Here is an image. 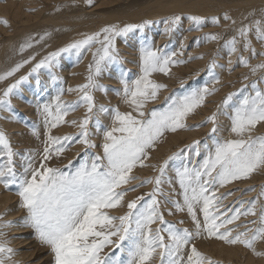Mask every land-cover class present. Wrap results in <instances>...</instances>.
Listing matches in <instances>:
<instances>
[{"label":"snow or ice","instance_id":"snow-or-ice-1","mask_svg":"<svg viewBox=\"0 0 264 264\" xmlns=\"http://www.w3.org/2000/svg\"><path fill=\"white\" fill-rule=\"evenodd\" d=\"M84 2L91 6L93 0ZM249 15L254 16V13ZM184 18L189 21L188 31L199 33L194 37L197 47L221 39L219 33L202 31L209 22L220 23L219 16L215 15L185 17L182 13H173L157 20L106 24L98 31L84 33L81 38L49 51L33 63L26 74L0 92V110L13 112L11 97L20 95L21 85L30 77L35 79L37 89L45 83L42 75L55 88L56 94L48 100L42 99L43 92L34 93L43 139L38 124L24 121L31 135L42 144L41 149L27 148L19 152L12 147L8 134L0 129V185L6 190L15 189L19 208L24 211L20 226L34 231L36 239L49 250L52 264H221L198 249L195 241L200 238L242 245L253 255L264 256V251L257 250V242H264V203L258 204L264 197V184L257 197L237 201L239 206L234 208L222 203L232 192H219L233 181L264 171V134L255 132L258 125L264 124V87H260L264 83V60L250 63L251 57L264 56V50L258 53L251 39L254 36L264 44V10L259 18L241 22L223 45L228 52L229 71L238 62L257 77L250 81L252 91L246 92L235 104L237 92L246 91L248 85L228 92L209 115L195 124L187 122L189 117L206 106L208 97L219 91L221 79L216 70L224 68L217 61L220 50L211 54L204 69L194 73L199 75L206 71L211 86L206 82L187 88L186 82L179 80L178 91L154 79V74L171 78L173 67L202 60L204 55H186L187 36L180 40L179 47L173 48L169 43L160 45L147 35L151 25L163 23L162 35L171 37ZM223 19L236 24L227 13ZM0 23L8 25L7 20H0ZM50 35L47 31L39 39L29 35L19 43L17 50L23 53ZM137 38L139 47L135 62L139 71L130 79L117 42L119 39L127 43ZM241 50L249 55L241 54ZM86 53H90L91 59L84 81L65 89L58 71L61 60L66 55L74 56L79 63ZM34 60V54L21 59L0 72V81L12 77ZM114 65L120 66L116 77L119 87L112 89L102 84L100 77ZM243 79L248 80V75ZM65 92L75 93L74 99L65 100ZM97 92L105 96L114 92L128 110L98 102ZM161 92L166 94L161 104L156 105L155 102L161 100ZM149 104L153 106L148 107ZM80 108L82 116L67 119ZM102 116L110 117L111 124L105 125ZM221 116L229 120L227 137L221 135ZM10 118L17 119L14 113ZM61 125H70L76 131L53 135L52 130ZM203 125H209L207 142L194 139L162 161L146 163L166 133ZM97 136L102 137L99 144ZM72 145L82 146L77 156L82 151L84 158L78 166H74L71 159L61 166L51 164ZM97 147L99 152H89ZM16 157H19V168ZM175 160L180 163L171 169L173 174L170 175L169 165ZM149 167L153 175L135 174V169ZM145 185L151 186L149 191L128 197L129 192L135 193ZM174 185L179 186V192ZM245 190L256 189L249 186ZM176 196L180 199L174 198ZM8 211L5 207L0 212V264H18L12 260L16 250L9 246L4 231L15 223L3 218ZM165 211L168 215L186 212L192 227L178 226L183 225L184 220L165 219ZM242 216L255 218L246 222L252 227L243 226L241 230V224L234 223Z\"/></svg>","mask_w":264,"mask_h":264},{"label":"rangeland","instance_id":"rangeland-1","mask_svg":"<svg viewBox=\"0 0 264 264\" xmlns=\"http://www.w3.org/2000/svg\"><path fill=\"white\" fill-rule=\"evenodd\" d=\"M4 1H6V0H0V2H2V3ZM99 1H101V0H93L92 5L89 6L88 4H86L84 2V0H37V2L33 5V8L35 7L34 11H33V12H35L34 15H37V16L30 21V25L31 24H35V23H37V22H39V21H41L43 19H46V18H50V17L59 18V16H61V15H68L69 16L70 14H74V13L77 14V15L79 14L78 16L80 18H81V16L83 17V16L90 15V16H88V19L89 18H91V19H89V20L86 19L85 22L87 20L89 22L85 23L84 21H82L79 18V20L76 19V22H78L80 20L82 22L75 23L74 21H68V19H61L60 18V20H63V23H60L59 27H64V31L61 32L60 35L59 34H55V32L52 31L53 26H55V25H53L50 28V26L53 23H51L48 27H46L43 30L39 29V31L37 30L35 33L28 34L27 36L34 35V39H39V36L42 35L44 32L47 31V32L51 33L50 36L45 37L44 40L40 41L39 50L42 49V51L32 52V53L28 54V56L33 55V54L35 55V60L34 61H30V62H34L35 63L36 61L41 59L44 55H46L49 51H54L57 48L62 47L64 44H66L68 42H71V41H73L75 39L81 38L82 34H84V33H90V32H93V31H98L105 24H120V25H123L124 23H128V18L127 17H122V18H120V20L118 19L115 22L109 23L110 21H107L105 16H103V15L106 14V13H113V11L111 12L110 10L115 9V8L116 9L117 8L122 9L124 5H125V7L123 9H129V10H131V9L133 10L134 9L135 10L136 9L135 7H137V5H142V4H139V3H143V4L145 2H151L152 3L153 0H140V1L139 0H119V2L115 1L113 3L112 2L109 3L110 0H104L103 3H99ZM165 1H167V0H165ZM184 1L185 0H178V2H177L176 0H173V1H170V2L168 1V2L170 3L169 6L174 7L175 5H178V4H180L181 2H184ZM226 1H229V2L227 4H224V7L216 6V8L219 9L218 11H216V13L213 12V13H211L209 15H207V14L203 15V16H207V17H211V16H214V15L215 16H219V18H220V23L219 24H215L214 25V24L209 22L202 29V31H204V32L219 33L220 36H221V39L218 40V41H209L207 43H201L199 45V47H197L195 45L194 37L199 35V33L195 32V31H188L189 21L186 18H184L182 20V23H181L179 29L171 37H164L162 35L163 29H164V24L163 23H155V24L151 25L150 28L147 30V35L151 36L156 43H158L160 45H163L165 43H169L173 48L179 47L180 40L183 37L187 36L188 37V41L186 43L188 44V47L186 48V55H187V53H192L194 55H198V54H203L204 55V59H205V61L203 62L204 65L202 64L200 66L199 62H198L199 60H192L189 63H187L186 65H177V66L172 68L173 76L171 78L164 77L161 74H154L153 78L157 79V80H159V81H161L163 83L168 84L169 89H176V90L179 91V80H184L186 82V87L187 88L197 87V86H200V85H202V84H204L206 82L211 85V81L208 79V75H207L206 71H201L199 73V75H196V76L194 75V73L197 70L204 69L206 62L211 57V54L214 51H217L218 49L220 50L219 51V56L217 57V61H218L219 64H223L224 68H218L216 70L217 75H219L220 79H221V85L219 87V91L217 93L213 94L211 97H209L210 99L208 98L209 99L208 101H210L209 102L210 104H208V103L206 104L208 106V108H207L208 111L206 112V114L205 115L204 114L200 115L199 113L196 112L194 115L189 117V119L187 121L189 124H195L198 121H200V119H202L203 117L209 115L211 113V111H213L215 109L214 105L216 103H218L222 99V97L225 94H227L228 92H235L236 90L241 89V85H248V88L246 89V91L237 92L236 97H234L233 104L238 103L239 100L242 99L243 95L246 94V92H251L252 91L251 86H250V81L257 79V77H254V76H252L249 73V70L246 67L240 65L238 62L235 64V67L231 70L232 72L229 71L228 70V59H229L228 52H227V49L223 47V45H224V41L226 39L230 38L235 33L236 28L240 26L241 22L245 21L244 23H247L249 21V20L247 21L246 19H242V18L234 19L235 18V14L237 13V10H239V9L240 10H247L248 11L247 13H249L250 10H253V9H255V7H257L256 8L257 11L255 10V12H258V11L261 12L262 11L261 5H259V4H257V5H252V4L249 5V2L244 0V1H241V5L244 4V6H241L240 3H239V4H237L238 6L232 7L235 2L237 3L239 1L238 0H226ZM232 1L233 2L235 1V2L233 3ZM245 3H247L248 5L245 4ZM96 5H98V6H96ZM71 7H72V10H71ZM33 8L32 7L29 8V12H31L30 9H33ZM241 8H243V9H241ZM90 9H92V12L86 14L85 12L90 10ZM175 9L176 8L171 9L170 12L168 14H166L164 17H166L168 15H171L173 13H182V14L185 15V17L187 15H200V13L198 14L199 11L194 13L192 11L185 12V11H179L178 9H176V10ZM115 10H114V13H115ZM116 11H118V10H116ZM94 12H96V13H94ZM259 12H258V14L255 13L254 16H250L249 15L248 18H250L251 20L254 19V18H258V15L262 13V12L261 13H259ZM80 13H83V14H80ZM92 13H94L93 14L94 16L92 15ZM97 13L101 14V15L98 16V18L95 17V15ZM224 13H227L232 18V20H235L236 24L233 25L231 20L225 21L223 19ZM3 17L4 16L0 15V20H4ZM101 18H104V19H101ZM160 18H162V17H160ZM160 18H157V19H160ZM144 19H146V18H144ZM157 19H152V20H157ZM5 20H7V19L5 18ZM141 20H143V19H141ZM8 22L11 24V22L9 20H8ZM73 23H75L76 25H74ZM61 24H63V25H61ZM3 25H4L3 23H0V27L3 26ZM19 26L22 27L21 25H19ZM4 27H5V25H4ZM7 27H9V26H7ZM2 31H3V29L1 28L0 29V34H2V36L4 37V34H3ZM193 32H194V34H193ZM64 34L67 35V36H65ZM68 34H70V36ZM51 36H52V38H51ZM136 36L139 37L140 34L137 33ZM61 37H62V39H61ZM253 38H254V36L251 38L252 39V46L257 50V52H260L261 50H264V44H262L260 41H257L255 38L253 40ZM24 39H25V37L23 38V40ZM238 39H239V37H238ZM21 42H22V40H21ZM255 42H257V43H255ZM117 44H118V47L121 49L122 55L125 57V63L123 64V67L126 68L127 70H129V73H130V77L129 78L130 79H134L135 76L138 74L139 69H138L137 63L135 62L136 57H131V55L128 56V54H130V50H133V49L137 50L138 49V47H139V39L138 38L137 39H130L127 43H125L123 40H119L118 39ZM35 45L36 44H34L33 47ZM238 47H240V45H238ZM47 48H50V49H47ZM28 50H30V49H28ZM17 52H19V51L17 50ZM241 54L246 55V56L249 55L248 53L243 52L242 50H241ZM28 56H26L24 59H27ZM90 59H91L90 53H86L81 58L79 63L76 62L74 56H67L66 55V56L63 57V59L61 60V68L58 70L60 75L62 74V73H60L61 69H65L66 73L69 74L73 67L81 65V64L83 65V70L81 72V76L79 77V79L77 78L78 81H75V82L71 81V79H69V77L66 76L67 79H68L67 80L66 77H64L62 75V77L64 79L63 87L65 89L67 87H69V86H73L74 87L76 84L82 83L84 81V76L86 75L87 64H88ZM233 59L235 60V57H233ZM83 60L85 62L84 64L82 63ZM261 60H264V56L261 57L259 55H256L255 57H251L250 58V63L256 64V63L260 62ZM128 61H133V62L129 63ZM119 67L120 66H117V65L111 66L109 68V70L106 71L100 77V82L102 84H105L109 88H112V89H115V88L119 87L118 80L116 78L117 75H118ZM30 68H31V66H30ZM30 68H29V70H30ZM237 69H238V71H237ZM29 70H27V72ZM233 70L235 71V73H233L234 72ZM241 70H243V71H241ZM241 72H243V73H241ZM21 75H24V74H21ZM21 75H19L13 81H10V82L13 83ZM229 75H232V76L230 77ZM245 75H248V80H244L243 79V77ZM257 76H259V73H257ZM30 78H29L28 82H26V83L21 85L20 95L11 97L13 112H6V111H3V110H0V129L4 130L8 134L9 139L12 142V147L15 150L19 151V152H23L27 148H34V149H41L42 148V144L40 143V141L36 140L35 137H33L31 135L29 129L25 127V123H24V121H27L29 123L38 124L40 126V129H41V139H43V134H42L43 133V126H42L40 117L37 116V113H36V110H35V107H34V104H35L34 92H35V90H36V92L40 91V92L44 93V95L42 97L43 100H48V99H50L51 96H54L56 94L54 87L47 83V77L46 76L42 75L41 78H42V80L45 83H44L43 87L41 89H38V90L36 88L35 79L34 78L30 79ZM10 82L7 83L2 88V90L4 88H6L7 85L10 84ZM32 85H35V87L32 86ZM32 87H34V88H32ZM260 87H264V83H261ZM2 90H1V92H2ZM23 90H26V91L23 92ZM65 94L69 95V97H70V99H67V100L74 99V97H75V93H69L68 94V92H65ZM165 94H166L165 92H161V100L156 101L155 102L156 105H160L161 104L163 96ZM29 95H31V96L29 97ZM96 97H97L98 102H100V103H105V104L110 103L111 105L119 106L122 111L128 110L127 106L124 105L120 101V98L117 97L114 92H109L107 96H105L104 93H102V92H97L96 93ZM14 98L19 99L22 102L23 101L24 102H28V105L32 104L31 105V108L33 109L32 112L29 113L28 109L22 110L21 107H19L15 103V99ZM211 103H212V105H211ZM152 106H153L152 104L148 105V107H152ZM77 111L79 112L80 116H82L83 109L80 108V109H77ZM13 113L17 117V119H14V120L17 123L20 121L19 124L21 126L20 128H18L20 130L14 131L15 134L13 133V131L12 132L9 131V128L6 125H4L5 124L4 122H1V120L5 119V118H10L13 115ZM191 117L192 118L193 117H197L194 120L196 122L191 123L189 121ZM72 118H74V117H72ZM67 119H68V117H67ZM101 119L103 120L105 125H110L111 124L110 117L102 116ZM220 121H221V124H222V127H223L221 135L227 137L228 134H229L228 130H227L228 126H229V120H228L227 116H221L220 117ZM5 126H6V128H5ZM63 126L64 125H61L58 128L53 129L52 130L53 135H64L66 133H74L76 131V129L74 127H71L70 125H68L69 129L64 130V132H62L63 131V129H62ZM208 128H209V125H203V126H201L199 128L193 127L191 129H187V130H178V131H181V132L182 131L192 130L194 132V134H196V137H193V139H191L189 141H186V139L182 140L181 143L178 146L175 145L170 150L164 152L161 155H158V154H156V150H159V149L162 148V146L166 145V143H167L166 141H168L170 136L172 134H174V133H166L165 136L162 138V140L158 143L157 148L151 152V159L149 161H147L146 163L156 164V163L162 161L165 157H167L172 152L176 151L177 149L182 148L186 144H189L194 139H200V140H202V142H207L206 134L208 132ZM255 132H256V134H264L263 124L258 125V127L255 130ZM101 139H102L101 136H97L96 137V140H97L98 144H99ZM81 147L82 146H80V145H72L62 157H60L59 159H53L51 161V164L54 165V166H61V165L67 164L68 160L71 159V160H73V165L74 166H78L79 163L81 162V160L84 158V154H83L82 151L80 152V155L77 156V152L81 150ZM99 151H100L99 147L89 150L90 153H97ZM202 158L203 157L201 156L200 159H202ZM16 160H17V167L19 168V157H16ZM179 163H180L179 160H175L173 162H170V165H169V174L170 175L173 174L171 172V169L173 167L177 166ZM134 171H135V174L138 175V176H151V175L154 174L150 167L149 168H137ZM261 184H264V171H260V172L254 173L248 179H242V180H238V181H233L231 184L226 185L224 188L219 189V192H226V191H231L232 192V195L227 196L223 200L222 203L225 206H227V207H233V208L237 207V206H239L238 203H236L237 201H239V200L240 201H244V200H249V199L257 197L258 193L260 192ZM249 186H255L256 190L255 191H247V190H245V189H248ZM1 187H3V186H1ZM150 187H151L150 185H145L142 188H137L135 193L129 192L127 195H128L129 198H132L135 195H141V194L149 191ZM164 187H165V191L168 192L169 191L168 186L165 185ZM174 187H176L177 192H179V186L178 185H174ZM6 191L12 193L13 196H15V189L14 188L6 190ZM174 198L180 199L179 196H176ZM14 199H16L15 202L18 203V197L16 196V197H14ZM15 202L11 203V205L15 204ZM260 203H264V197H261L258 200V204H260ZM11 205L9 204L7 206V208L10 209ZM164 207H170V205H165ZM11 208H12V206H11ZM4 209L0 210V212H3ZM14 209H15V211H14ZM14 209L9 210L5 214V216L3 217L6 220H12V221L15 222L12 226H10L9 228L5 229L4 231L6 233V237H7L9 246H11L12 248H14L16 250L15 254L12 257V260L18 262V264H26L27 262H25V260L23 259V258H26L25 257L26 253L24 252V249H25L24 247L25 246L22 247V246H19V245H24V243L26 242L25 240H22V238L28 237L30 234L35 237V233L30 228H26L25 229V230L30 229V230L27 231L28 234L19 233L18 227H20V224L22 223V221L20 220V217L24 215V211L22 209H20V208H18V209L14 208ZM165 219H167L169 221H172V222H178L180 220H184V224L183 225H178V226H180V227H189V228L192 227L191 220L187 216L186 212H184V213L174 212L173 215H168V213L165 211ZM252 219H255V218L251 217V216H248V217H243L242 216L240 218V221H236L234 223L235 224H241V230H242L243 226L252 227L251 224H246L247 221H250ZM241 222H245V223L242 224ZM201 242H203V243H201ZM213 242L223 243L222 241L216 240L214 238H212V239L200 238V239H197L195 241L198 249L200 251L206 253L207 255H209V254L205 250H203L201 244H205V246H209ZM263 243L264 242H257V250L260 248L261 245H264ZM239 246L241 248H244L242 245H239ZM244 249H246V248H244ZM28 251H30V250H28ZM105 251H108V249H105ZM246 251L251 253V251L248 250V249H246ZM262 251H264V249ZM44 253H45V255L46 254L49 255V257L47 256L46 259L45 258L42 259V262L40 264H47V263L52 264V257L50 255L49 250L48 249L44 250L43 254ZM210 256H212L213 259H215V260L221 261V264H245L244 263V258H242V260H240V261H231V262L229 261L228 262L225 259L223 260V259L217 258L216 255L211 254ZM253 257H257V256H253ZM257 259H259V258H257Z\"/></svg>","mask_w":264,"mask_h":264},{"label":"bare ground","instance_id":"bare-ground-1","mask_svg":"<svg viewBox=\"0 0 264 264\" xmlns=\"http://www.w3.org/2000/svg\"><path fill=\"white\" fill-rule=\"evenodd\" d=\"M103 1L104 0H101V1H99V3H103ZM115 1L119 2V0H110L109 3H111V2L113 3ZM168 1L170 2V1H173V0H167V1H165V0H153L152 3L151 2H145L144 4L143 3H139V4H142V5H137L138 8L135 7L136 8L135 10L134 9L133 10L132 9L131 10L123 9L125 7V5H124L123 8H122L123 10L119 9V8H117V9L115 8L118 11H116L115 9H112L110 11L111 12L113 11V13H106L103 16H105L107 21H110L109 23L115 22L118 19L120 20V18H122V17H127L128 18V23H136V22L138 23L141 19H144V18H146V19H157V18H160V17H164L173 8H176L179 11H185V12L192 11V12L195 13V12L199 11L198 14L200 13V15H206V14L209 15V14H211L213 12L216 13V11L219 10L218 8H216V6L224 7V4H227L229 2V1H226V0H185L184 2H181V3L179 2L180 4L175 5L174 7H171V6H169L170 3ZM176 1L178 2V0H176ZM238 1L239 2H237V3L235 1H234L235 2L234 3L232 1L234 3V5L232 4L233 5L232 7L238 6L237 4H239V3L241 5V1H244V0H238ZM246 1L249 2V5H251V4L252 5H257V4H259V5H261L262 10H264V0H246ZM36 2H37V0H6L3 3L0 2V15L4 16L3 17L4 20L6 18L7 21L9 20L11 22V24L8 22L7 26H9V27H7V26L4 27V25L0 27V29L1 28L3 29L2 32L4 34V37L2 36V34H0V72H3L5 70H7L8 68L12 67L15 63L19 62L21 59H24L26 56H28V54H30L32 52L42 51V49L39 50V48H40V43H39V44H36L30 50L26 49L25 52H23V53L17 52V48L19 46V43L21 42V40L23 41V38L26 37L28 34L35 33L37 30L39 31V29L43 30L46 27H48L51 23H53L50 26V28L53 25H55L56 27L53 26L52 31L55 32V34H59L60 35L61 32L64 31V27H59V24L63 23V20H60V18L61 19H68V21H74L75 23H78V22H82V21L85 22V20L88 19V16H90V15L83 16V17L81 16V18H80L78 16L79 14L77 15V14L74 13V14H70L69 16L68 15H61V16H59V18H57V17L46 18V19H43V20H41V21H39V22H37L35 24H31L30 25V21L33 18H35L37 15H34L35 12H33V11L29 12V8H31V7L33 8V5ZM245 4H247V3H245ZM96 6H98V5H96ZM241 6H244V4L241 5ZM256 8L257 7H255V9H253V10H250L249 13H251V12L254 13L255 10L257 11ZM241 9H243V8H241ZM71 10H72V7H71ZM114 10H115V13H114ZM239 10H237V13L235 14V18L234 19H239V18L245 19V17H247V21L251 20L250 18H248L249 17V13H247L248 12L247 10H240V11ZM91 12H92V9L86 11L85 13L88 14V13H91ZM258 12H255V13L258 14ZM261 12H259V13H261ZM94 13H96V12H94ZM94 13H92V15ZM80 14H83V13H80ZM261 14L258 15V18L261 16ZM99 15H101V14L97 13L95 15V17L98 18ZM79 18L82 21L81 20L78 21ZM76 19H78L77 20L78 22H76ZM89 19H91V18H89ZM101 19H104V18H101ZM88 20L86 22H89ZM75 23H73V24L76 25ZM19 25H21L22 27H20ZM61 25H63V24H61ZM193 34H194V32H193ZM68 35L70 36V34H68ZM65 36H67V35H65ZM51 38H52V36H51ZM61 39H62V37H61ZM253 40H254V38H253ZM255 43H257V42H255ZM47 49H50V48H47ZM129 55H131V57H137L136 50L135 49L130 50V54H128V56ZM204 61H205V59L199 60L198 61L199 65L201 66ZM33 63L34 62H29V64L24 65V67L21 68L12 77H9L6 80L0 81V92H1L2 88L7 83H9L10 81H13L19 75L27 73V70H29L30 66H32ZM82 63L83 64L85 63L84 60L82 61ZM238 69H237V71H238ZM82 70H83V65L81 64V65L73 67L69 74L66 73L65 69H61L60 73H62L61 76L62 75L64 77L67 76V77H69V79H71V81L75 82V81H78L79 77L81 76ZM241 71H243V70H241ZM72 73H76V75H73ZM233 73H235V71ZM241 73H243V72H241ZM229 76L231 77L232 75H229ZM67 77H66V79H67ZM32 86L35 87V85H32ZM209 86H211V85L209 84ZM34 87H32V88H34ZM25 91L26 90H23V92H25ZM35 92H36V90H35ZM30 96L31 95H29V97ZM14 99H15V103L19 107H21L22 110L28 109L29 113L32 112V110H33L31 108L32 104L28 105V102H24V101L22 102V101H20L19 99H16V98H14ZM64 99L65 100L70 99L69 95L65 94L64 95ZM209 102H208V104H210ZM211 105H212V103H211ZM207 108H208V106L206 105L203 108L199 109L197 111V113H199L200 115H203V114L205 115L206 112L208 111ZM72 117H74V118H72ZM78 117H80V114L77 111L75 113H70L69 116H68V119L69 118L70 119H75V118H78ZM191 118L189 120L191 123L196 122L194 120L197 117H193L192 119ZM1 122H4L5 123L4 125H6L9 128L10 132L13 131L14 134H15L14 131L20 130V129H18V128L21 127L20 124H19L20 121L17 123L14 119L5 118V119L1 120ZM6 126H5V128H6ZM263 127H264V124H263ZM62 129H63L62 132H64V130L69 129V126L68 125H64ZM193 137H196V134H194V132L192 130L182 131V132L178 131V132H176V133H174V134H172L170 136L169 140L166 141L167 142L166 145L162 146L161 149L156 150V154L161 155L164 152L170 150L173 146H175V145L178 146L181 143L182 140L186 139V141H189V140L193 139ZM1 186L2 185H0V210L4 209L9 204L11 205V203L15 202V200H16V199H14V197H16V195L13 196L12 193L7 192L6 189H4V187H1ZM11 206H12V208H11ZM11 206H10L9 210H12L14 208H16V209L19 208V204L17 202H15V204H13ZM14 211H15V209H14ZM18 229H19V233H26V234H28L27 231L30 230V229L25 230L26 227H21V226L18 227ZM31 236L32 235L30 234L28 237L22 238V240H25L26 242L24 243V245H19V246H22V247L25 246L24 247L25 248L24 252L26 253V256H25L26 258H23V259L25 260V262H27L26 264H40L42 262V259H44V258L46 259L47 256L49 257V255H47V254L45 255V253L43 254V251L47 250V248H46V246L41 245L40 242L34 236H32V237ZM201 243H203V242H201ZM201 246H202L203 250H205L209 255H211V254L216 255L217 258H220V259H223V260L225 259L228 262L229 261L230 262L231 261H240V260H242V258H244V263L245 264H264V256L253 257L255 255H253L252 252L249 253L248 251H246V249L241 248L239 245H227V244L220 243V242H213L209 246H205V244H201ZM263 249H264V245H261L258 250L262 251ZM28 250H30V251H28ZM257 258H259V259H257ZM47 264H49V263H47Z\"/></svg>","mask_w":264,"mask_h":264}]
</instances>
